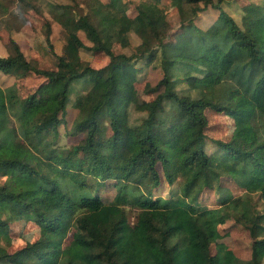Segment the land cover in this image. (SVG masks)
Returning a JSON list of instances; mask_svg holds the SVG:
<instances>
[{"label": "trees", "instance_id": "16d2710c", "mask_svg": "<svg viewBox=\"0 0 264 264\" xmlns=\"http://www.w3.org/2000/svg\"><path fill=\"white\" fill-rule=\"evenodd\" d=\"M70 1L50 8L65 35L54 68L31 64L13 38L0 55V72L43 78L25 96L0 86V264H262L264 3L243 4L238 23L223 0H170L180 19L172 39L158 0H140L134 17L123 0H93L88 13ZM207 7L219 12L201 28ZM79 31L88 49L111 58L106 65L81 59ZM130 32L140 39L135 50L116 54L113 43L126 45ZM145 58L162 89L137 102L134 62ZM69 103L77 114L67 132L82 136L59 147ZM130 106L141 113L134 121ZM207 108L234 122L229 139H210L212 152ZM224 179L243 192L231 194ZM162 182L176 183L171 197H153ZM204 189L216 190L215 205L199 203ZM128 205L139 208L133 221ZM230 219L249 231L248 259L218 241ZM10 221L35 223L37 239L8 252Z\"/></svg>", "mask_w": 264, "mask_h": 264}, {"label": "rangeland", "instance_id": "374dc122", "mask_svg": "<svg viewBox=\"0 0 264 264\" xmlns=\"http://www.w3.org/2000/svg\"><path fill=\"white\" fill-rule=\"evenodd\" d=\"M93 0H75L82 13H88L89 7ZM102 2H108V0H99ZM126 4V11L130 17H134L137 13V5L140 0H123ZM217 1V0H213ZM37 6V9L23 10L26 7L21 2H14L13 0H7L6 10L0 9V55H6L7 44L11 38H13L19 44L27 60L34 66L44 69H52L55 67L56 56L55 54L62 53V47L65 40L64 31L61 25L53 18L50 8L58 3H72L70 0H32ZM74 2V1H73ZM253 2L257 4L264 3V0H223L221 8L231 15L238 23H240L241 8L243 4ZM157 4L166 14V19L170 24L169 38L173 39L172 33L179 27L180 19L175 7H173L170 0H158ZM219 10L213 7H207L205 11L200 13L195 23L201 27L206 28L217 17ZM50 27V32L47 38V28ZM79 35L85 45L80 50L81 59L89 64L92 68L98 69L103 67L111 59L109 56L104 55L101 52H93L88 49L91 46V41L87 38L86 33L79 31ZM139 37L130 32L128 34V43L123 45L120 42H114L112 47L116 54H131L137 44L139 43ZM134 66L139 68L138 80L135 83L137 102L149 101L154 98L156 93L162 88H154L155 84L161 77L159 68L155 63H148L147 59H139L134 62ZM43 82V78L34 73H28L22 77L12 74H4L0 72V86L7 87L15 85L17 93L20 96H25L33 92L36 87ZM80 84H77L76 89H80ZM75 98L72 97V100ZM71 100V101H72ZM130 119L134 121L139 118L141 113L136 111L130 106ZM205 113L208 118V128L206 130L209 142L206 149L212 152L216 146L210 139H229L234 129L233 120L223 114H217L215 110L207 108ZM77 111L73 104L69 103L67 112L62 116L63 121L59 125V137L56 141V146L69 147L75 143L82 136L68 134L67 130L72 124V120L76 116ZM17 122V121H16ZM6 180V176L0 171V185ZM223 186L228 187L231 194L237 195L243 192V188L239 187L236 182L231 179H224ZM176 189V183L168 185L162 182L161 185L153 190V197L169 198L171 192ZM256 207L260 211H264V200H262L257 194L255 195ZM201 205H215L218 200L217 192L215 189H204L200 198L198 199ZM130 220H134L136 212L139 208L133 205H128ZM10 226V241L4 243L8 252H13L25 246L26 242H33L37 239L38 226L33 222H11ZM222 237L219 242L225 243L230 247L237 256L242 259H248L250 256V247L252 238L249 231L242 225L236 223L234 220H227L223 225L219 226ZM214 252V248H212ZM264 264V259L262 261Z\"/></svg>", "mask_w": 264, "mask_h": 264}]
</instances>
